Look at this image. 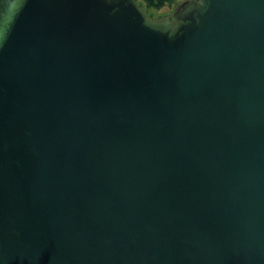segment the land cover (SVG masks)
<instances>
[{
  "label": "water",
  "instance_id": "95a60500",
  "mask_svg": "<svg viewBox=\"0 0 264 264\" xmlns=\"http://www.w3.org/2000/svg\"><path fill=\"white\" fill-rule=\"evenodd\" d=\"M0 264H264V0H0Z\"/></svg>",
  "mask_w": 264,
  "mask_h": 264
},
{
  "label": "trees",
  "instance_id": "16d2710c",
  "mask_svg": "<svg viewBox=\"0 0 264 264\" xmlns=\"http://www.w3.org/2000/svg\"><path fill=\"white\" fill-rule=\"evenodd\" d=\"M150 13V10H160L166 6L174 7L180 3V0H138Z\"/></svg>",
  "mask_w": 264,
  "mask_h": 264
},
{
  "label": "rangeland",
  "instance_id": "374dc122",
  "mask_svg": "<svg viewBox=\"0 0 264 264\" xmlns=\"http://www.w3.org/2000/svg\"><path fill=\"white\" fill-rule=\"evenodd\" d=\"M184 1L186 0H180V3L178 5H175L174 7L166 6L160 10H150V14L153 16L173 15L177 7L181 5Z\"/></svg>",
  "mask_w": 264,
  "mask_h": 264
}]
</instances>
